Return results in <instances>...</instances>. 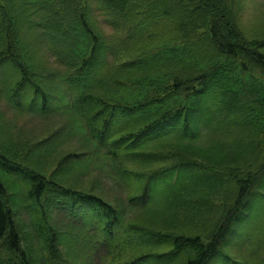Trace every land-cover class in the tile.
Listing matches in <instances>:
<instances>
[{"label": "trees", "instance_id": "trees-1", "mask_svg": "<svg viewBox=\"0 0 264 264\" xmlns=\"http://www.w3.org/2000/svg\"><path fill=\"white\" fill-rule=\"evenodd\" d=\"M93 1L98 2L99 0L86 1V6L88 7ZM110 1L113 8L117 6L116 13L122 17L132 11L137 13L139 18L131 27L139 32L137 38H145L146 34L151 32V19L158 24L161 19L170 14L178 26H182L184 39L193 43L201 42L198 45L197 53L194 55V51L183 48L178 53L174 54L176 51L174 49L171 51V55L164 56L165 41L153 48L148 46L138 48L135 50L138 52L137 56L131 53L127 54L131 60L122 64V67L131 69L130 71L133 67L140 66V68L136 74H130L124 80H120L117 66L114 67V72H111L107 69L108 64L106 63V58L110 56L114 58L119 48L92 24L87 12L78 15L75 22L71 20L68 22V26H70L68 41H63L59 31L41 34L39 42L42 47L45 46L48 51L49 47L52 48L56 43L54 42L55 38L61 39L64 50L62 54L71 58L69 62L57 56L54 59L57 63H69L70 71L57 74L54 72V68L48 67L45 72L39 65L31 62L28 57L30 47H26L24 51L19 49L22 43L20 44L17 33L15 32L13 36V45L11 40L7 38V33L8 28L12 26L11 20L29 19L32 15L30 27L35 26L36 20L40 22L46 12L43 10V4L46 0H5V4L2 6L6 5L8 9L7 12L3 9L0 16V27L3 25L1 32L6 35L4 40L5 42L7 40V43L0 50V66L8 65L10 68L7 71L12 74L7 75V79L15 78L13 84L9 85L7 101L19 99L21 94L25 95V91L33 94L31 100L34 101L38 94H41L35 79L44 77V75L52 76L53 78L49 82L59 85V88H63L66 92V95L61 97L66 99L67 106L64 111L70 113L69 131L75 132V129H81L80 124L76 125L74 129V123L79 119V114L82 115L83 119L87 117L86 123L93 125L92 132L96 131V136L93 138L95 141L90 142L94 150L90 163H105L113 181L123 183L124 180H127L132 182L134 184L133 191L139 193L128 200L129 205H136L135 208L141 212H144V204L153 194V185L145 187L147 184L142 179L143 176L138 178L136 174L132 175L124 171L122 165L135 168L157 165V168L151 170L150 179L160 174L155 182L165 178L166 185L163 188L166 190L163 196H158L154 201L151 200L153 204L161 200L162 207L152 208L151 210L157 212H151L149 215L156 218L154 223L159 222V227L165 229L166 236L172 240L173 248L170 249L169 253L182 254L184 250L190 249L191 253L187 255L188 258L184 264H208L224 236L230 231L234 218L236 219L238 213L244 208L246 198L252 190L253 179L256 176L251 170L255 167L259 169L261 156L264 160V74L258 75L257 72L253 71L254 67H257L264 72V40L255 43L238 33L234 24L236 12L228 8V0ZM195 28L202 30L192 32ZM134 30H132L133 33L125 37V40L135 37L136 32ZM167 60L173 65L181 64L183 68L175 73ZM239 60L240 64H238ZM162 61L164 66L161 64ZM22 62H25L26 66L23 65L24 67H22ZM101 65L107 66L106 69L103 70ZM98 75H100L99 78ZM115 76H118L114 83L116 87L111 86L112 79L110 78ZM190 80L194 82L191 83ZM196 84L200 85V88ZM97 87L100 88L99 93L95 91ZM52 90L54 89L50 91ZM208 96L210 101L209 106H206L205 102L209 100ZM40 100L43 103V100L39 98ZM202 102L205 105V112L201 111L199 106V103L202 104ZM109 103L111 106L117 107L118 114L124 113L125 115L137 111L142 113L135 117V120L131 119L124 126L115 130L111 127L114 114H109ZM85 108L90 112L89 116L84 114ZM35 113L39 114L38 112ZM108 114L109 116H107ZM73 115L76 117L75 120ZM106 117L110 118L108 122L105 120ZM100 121L103 125L99 129L97 123ZM180 123L181 130H174V127ZM213 123L215 124L211 126ZM221 123H223V131L220 133L223 132L224 136L219 137L217 135L216 137L214 132ZM230 131H234L232 135L235 137L227 139V132ZM248 131L253 133L251 142H245L243 136L239 134ZM134 138H140L139 142H144V147L148 146L147 144L154 145L156 153H150L149 158L144 154L133 153L130 148L136 150L135 145L139 144L138 142L132 146ZM228 140L232 144H229ZM178 141L185 142L188 146H196L198 141L210 144L213 151L201 156L209 161L201 158L202 160L212 164L211 166L205 164L209 168L219 169L227 172V174L228 172L236 174L240 163L248 168L245 177L233 175L236 177L237 191L231 192L232 187L226 189L222 186L226 199L223 202L228 208L222 207L223 212L209 227L210 233H207L209 241L206 243L198 234V236L187 237L175 233L171 223H167L166 220H170V215L177 216L176 210L174 213L171 212V206L174 203L180 205L183 211L189 210L190 205L186 195L194 193L199 194L198 210H202L201 213H204L205 210L208 215L211 206L207 205L205 195H209V193L202 194L201 191L203 190L200 186H205L206 190L215 192L218 188L207 187L205 182H208L209 179L222 180V176L208 173L199 175L198 173L195 174L194 171L189 174L186 182L181 183V170L190 166L197 168L195 163L199 157L187 150L188 147L186 146L169 149L176 146ZM96 142L99 143V146L96 144L95 149L94 144ZM232 145L235 146L234 150L231 149ZM224 146L229 147V150L222 154L221 149ZM102 156L104 158L101 161ZM3 158L1 157V159ZM261 166L264 167V163ZM16 167L17 165H15ZM15 171L22 172V170L16 169ZM27 176L30 180L27 194L35 200L40 199L46 190H49V194L63 197L69 195L71 197L69 205L74 209L70 210L69 213H61L63 211L62 206H65L63 204H67L66 200L62 199L64 202L58 203V208H55L58 210L57 215L50 224H43L42 227H39L40 236L38 237L40 241L42 238L44 249L46 248L51 254L53 261L58 262V264H81L79 255L69 257L64 254L66 251L64 246L60 243L56 244L59 238L56 231L58 227L60 229L63 226L67 227L66 233L70 234L73 241L81 245L92 246L91 240H93V243L99 244L98 247H108L111 240L122 239L118 237V234L124 233V228L121 226L123 215L117 217L116 211L111 208L106 200L84 191L55 188L51 186L53 182L46 179L42 174H29ZM223 176H226V173ZM228 178L225 179L226 183ZM172 180L173 182H171ZM132 183L126 185L129 186L130 190H132ZM6 189L0 177V241H3V248L7 249L13 259L16 258V260L9 263L0 259V264H30L22 247L19 226L13 214L14 210L7 201ZM180 196L184 197L181 199ZM230 198L233 200L231 206H229ZM207 200L212 203V200ZM194 207L197 208V206H192V208ZM163 209L166 210V213L163 212ZM86 211L89 212L88 219L83 216ZM159 217H162L160 221ZM106 218L111 219V221L108 219L109 221L106 222ZM141 231L143 229L139 227L131 228V232L137 236L141 234ZM153 237L155 240L152 242L160 241L164 236L156 232ZM219 237L221 238L219 239ZM131 240L129 238L124 239L122 245ZM147 242L150 243L151 241ZM80 253L83 255L84 251L81 250ZM153 253L148 254H151L150 257L152 258H163L159 253L157 255ZM67 257L71 260L68 261Z\"/></svg>", "mask_w": 264, "mask_h": 264}, {"label": "rangeland", "instance_id": "rangeland-1", "mask_svg": "<svg viewBox=\"0 0 264 264\" xmlns=\"http://www.w3.org/2000/svg\"><path fill=\"white\" fill-rule=\"evenodd\" d=\"M86 1L89 0H46L43 4V10H46V12L40 22L36 20L35 26L30 27L29 24L33 17L32 15L29 19L20 18L18 20H11L12 26L10 28L7 27V38L11 40L10 42L13 45V36L16 32L20 44L22 43L19 49L24 51L26 47H30L31 50L28 51V57L32 63L39 65L45 72L48 70V67H51L54 68V72L57 74L64 73L71 70L70 64L57 63V61L54 60L56 56L67 62L71 60L68 55L62 54V52H64L62 40L55 38L54 42L56 43H54L52 47L54 50L49 47L47 51L46 47H42V44L39 42L41 34L51 31L57 33V31H59L62 34L63 41H68L70 35V26H68V22L70 20L75 22L78 15H83L88 12L92 24L106 35L109 41L117 44L119 48L114 58L111 56L106 58V63L108 64L107 69L111 72H114V67L117 66L120 80H124L130 74H136L140 68V66L136 68L133 67L132 71H130L131 69L128 70L122 67V64L131 60L127 54L131 53L137 56L138 52H135V50L138 48L140 49L147 46L153 48L165 41L166 45L163 46L166 48L163 53L164 56L171 55V51L174 49H176L174 54L176 52L178 53L183 48L194 51V55L197 53L198 45L201 42L193 43L184 39V30L182 26L179 27L178 23L173 20L170 14L166 15L164 19H161L158 24L155 20L151 19V32L146 34L145 38H137L139 32L131 28L139 18L137 13L132 11L122 17L120 14L116 13L117 6L113 8L110 0L93 1L88 7L86 6ZM4 4L5 0H0V9L2 8L0 16L3 9L7 12V6H2ZM227 5L229 9L236 12L234 24L242 37L254 41L255 43L264 40V0H228ZM2 28L3 25L0 27V50L4 48L7 43V40L6 42L4 40L6 35L1 32ZM132 30L136 32L135 37H130L125 40L126 36L133 33ZM201 30V28H195L192 32H200ZM28 37L29 39H27ZM211 51L213 53L212 46ZM260 52L263 53V51ZM21 55L24 56V54ZM168 60L167 62L169 63ZM161 64L164 66L163 61ZM238 64H240V60ZM23 65L26 66L25 62H22L21 66L24 67ZM100 67H102L103 70L106 69L102 65ZM9 68L10 67L6 64L2 67L0 66V177L7 188V201L12 205L14 210L13 214L19 226L22 247L26 252L30 264H58V262L52 260L51 254L47 249H44L42 238L40 241L38 237L40 236L39 227H42L43 224L49 225L54 219L58 212V210L55 209L58 208V203H62L64 200H66L67 203L63 204L65 206H62L63 211L61 213H69L74 207L69 205L71 199L69 195L65 197L53 195L48 193L49 190H46L44 195L37 200L28 196L27 189L30 180L27 175L29 174H42L46 179L53 182L51 186L58 189L69 188L101 197L116 211L117 217L123 215L121 226L124 228V233L118 234V237L122 239L115 238L111 240L108 247H98L99 244H97V242L93 243V240H91L92 246L77 244L76 241L71 239L70 234L66 233L67 227L63 226L61 229L58 227L56 231L59 238L56 244L60 243V245L64 246L66 250L64 252L65 255L69 257L79 255L81 264H184L188 258L187 255L191 253L190 249L184 250L182 254H177V252L169 253L170 249L173 248L172 240L169 236H166V230L159 227V222L157 224L154 223L156 218L149 215L151 212H157L156 210H151L152 208L162 207L161 200L154 204L151 200L154 201L158 196H163L166 190L163 188V186L165 187L166 185L164 181L165 178H161L163 180L155 182L160 174L150 179L151 170H154L158 166L153 165L135 168L133 166L129 167L124 164L122 165L124 171L132 175L136 174L138 178L143 176L142 179L145 180V184H147L145 187H151L153 185V194L144 204L145 214L144 212L138 211V209L135 208L136 205H129L130 202L128 200L139 193L133 191L134 184L132 182L127 180H124L123 183L121 181H113L105 163H90L92 155L94 154L90 142L95 141L93 138L96 136V131L92 132L93 125H88L85 120L87 117L83 116L85 117V119H83L80 114L79 119L74 123V129L76 125L79 124L81 129H75V132L69 131L68 120L70 113L64 111L67 106L65 103L66 99H62L61 97L63 95L65 96L66 92L63 88H59V85L49 82L53 77L44 75V77L35 79L41 94H38L37 99L34 101L31 100L33 94L25 91L24 96L21 94L19 99H9L8 102L9 85L13 84L12 82H14L15 79L14 77L7 79L6 76L12 74L8 73L7 70ZM182 68L183 65L181 64H171V69L175 73ZM15 71L18 72V70ZM253 71L257 72L258 75L264 74V72L257 67H254ZM97 77L99 78L100 75ZM110 78L112 79L111 86L116 87L114 83L118 76ZM190 82L192 83L194 81L190 80ZM197 87L200 88V85H197ZM51 89L54 90L50 91ZM95 91L99 93L100 88L97 87ZM39 98L43 100V103L41 100L39 101ZM209 101L210 98L205 102L206 106H209ZM109 104V114H114L111 127L115 130L124 126L126 122L142 113L137 111L125 115L123 112H121L123 114H118L119 110L117 111V107L111 106V103ZM203 104L204 102H202V104L199 103V106L201 111L205 112V105ZM41 110L42 112H40ZM69 110L72 112L70 108ZM84 114L89 116L90 112L85 108ZM109 114L107 116H109ZM72 117L74 120L76 119L75 115ZM105 120L108 122L110 118L108 119V117H106ZM97 124L99 129L102 128L103 123L101 121ZM214 124L215 123L211 126ZM174 128V130H181V123ZM208 131H210V129ZM220 131H223V123L219 124L218 128L215 130L214 134L216 137L217 135L219 137L224 136V133H220ZM209 133H211V131ZM232 133H234V131L227 132V139L235 137ZM239 134L243 136L245 142H251L253 133H249L248 131L245 133L240 132ZM97 141L99 142L98 136ZM139 141L140 138H134L132 140V146ZM98 142L94 144L95 149L96 144L99 146ZM196 143V146H188L185 142L178 141L176 146L170 147L169 149H175L178 146H186L188 147L186 148L187 150L192 151L193 155L199 157L197 158L198 161L195 163L197 168L190 166L181 170V183L186 182L189 174L194 171L195 174L198 173L199 175L201 173H208L222 176V180L209 179L208 182H205L207 183V187L211 186L218 188L215 192L206 190L205 186H200L203 190L201 191L202 194L204 193L205 195L209 193V195H205V197L207 205L211 206V209L208 211V215L205 210L204 213H201L202 210H198L199 194L194 193L192 195H186L190 209L183 211L180 205L178 206L174 203L171 206V212L174 213V210H176L177 213L175 214H177V216L170 215V220L167 219L166 221L169 224L171 223L175 233L187 237H194L198 234L206 243L209 241L207 235V233H210V230H208L209 227L213 225L217 216L223 212V208L227 207L223 202L226 201L223 187L226 189H231L232 187L231 192L233 190L237 191L238 188L235 185L236 177L233 175L237 174V176L245 177L248 173V168L246 165L243 166L240 163L238 172L236 174L228 172L229 175L225 171L209 168L208 166L212 164L202 160L201 158L203 157L201 156L202 154L211 153L213 147L203 141H198ZM230 143L229 141V144ZM147 145L148 146L144 147V142H139V144L135 145L136 150L132 148H130V150L133 153L144 154L149 158L150 153H156V148L154 145ZM224 147L221 149L222 154L229 150V147ZM234 148L235 146L232 145L231 149L234 150ZM101 149H103L102 146ZM77 154H79V157H77ZM1 157H4L5 161L4 158L1 159ZM103 158L104 156H102L100 160L102 161ZM259 161H261L259 169L255 167L251 170L256 176L253 179L254 183L251 186L252 190L246 198L244 208L238 213L236 219L234 218L230 231L224 236L208 264H264V167L261 166L264 163L263 156H261ZM15 165H17L16 168ZM13 168L22 170V172H17ZM113 170L117 171L116 169ZM223 172L226 173V176H223ZM226 178H228L227 183L225 182ZM171 182H173V180ZM130 183L133 184V186H131L132 190H130L129 186H126L127 184L130 185ZM47 189H49V187H47ZM183 197L184 196H180L181 199ZM207 199L212 200V203ZM232 202L233 200L230 198L229 206L232 205ZM192 206H197V208H192ZM60 207L61 205L59 209ZM84 207L88 208L87 206ZM163 212L166 213V210L163 209ZM83 216L88 219L89 212H84ZM161 218L162 217H159V221ZM108 219L109 218H106L105 221H111V219ZM206 219L209 220L206 221ZM125 227H127V229H125ZM133 227H139L143 229V231H141V234L138 236L134 235V233L131 232V228L133 229ZM156 232H159V234H162L164 237H162L160 241L152 242L155 240L153 236ZM127 238L130 240L131 238L133 239L122 245L124 239ZM220 238L221 237H219V239ZM147 241L151 242L148 243ZM59 249L61 250V247H59ZM81 250L84 251L83 255L80 253ZM151 252H154V255L159 253L163 258H152L150 257L152 255L148 254ZM69 257H67L68 261L71 260ZM0 259L8 261L9 263L16 260V258L13 259V256L7 249L3 248L2 240L0 241Z\"/></svg>", "mask_w": 264, "mask_h": 264}]
</instances>
